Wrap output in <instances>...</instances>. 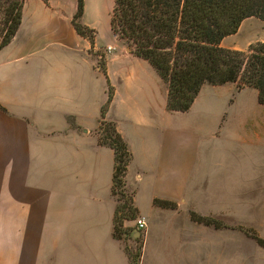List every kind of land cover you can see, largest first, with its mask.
I'll list each match as a JSON object with an SVG mask.
<instances>
[{
  "label": "crops",
  "instance_id": "crops-1",
  "mask_svg": "<svg viewBox=\"0 0 264 264\" xmlns=\"http://www.w3.org/2000/svg\"><path fill=\"white\" fill-rule=\"evenodd\" d=\"M73 14L51 0H26L14 37L0 49V264H132L133 238L144 243L171 216L179 222L185 205L227 221L236 207L254 214L250 189H264L256 183L259 162L252 168L249 158L204 152V139L217 144L228 133L227 113L209 98L223 86L233 95L236 82L204 84L187 111H168L154 68L130 51L114 54L104 72ZM109 85L104 119L115 122L132 153L124 191L137 217L124 220V238L114 235V151L98 142ZM176 113L184 120H174ZM154 198L176 207L156 206ZM182 219L194 226L186 211ZM137 264H151L143 244Z\"/></svg>",
  "mask_w": 264,
  "mask_h": 264
},
{
  "label": "trees",
  "instance_id": "trees-1",
  "mask_svg": "<svg viewBox=\"0 0 264 264\" xmlns=\"http://www.w3.org/2000/svg\"><path fill=\"white\" fill-rule=\"evenodd\" d=\"M25 1L0 0V49L14 37ZM83 8L84 0H76L71 22L75 31L93 46L94 29L78 21ZM252 16L264 21V0H113L109 27L132 47L134 55L146 60L164 82L166 109L185 112L204 84L236 82L238 90L254 88L257 102L264 105V41L250 43L244 50L221 45L225 36L234 34L241 22ZM100 68L105 72V68ZM112 95L109 85L108 99L101 107L98 142L114 151L112 193L120 200L125 196L122 188L132 153L115 122L104 119ZM130 195L122 205L116 206L114 235L118 238L126 232L123 221L137 213ZM153 204L176 207L174 201L159 198H154ZM126 209L131 213H125ZM190 218L220 226L211 216L194 211L190 212ZM245 231L264 247L263 238ZM137 260L132 258V264H137Z\"/></svg>",
  "mask_w": 264,
  "mask_h": 264
},
{
  "label": "rangeland",
  "instance_id": "rangeland-1",
  "mask_svg": "<svg viewBox=\"0 0 264 264\" xmlns=\"http://www.w3.org/2000/svg\"><path fill=\"white\" fill-rule=\"evenodd\" d=\"M51 1L66 12L71 9H74V12L76 10V0ZM112 6L113 0H84L83 14L78 19V21L94 29V44L97 47L96 54H98L97 62L103 68H105L106 62L114 57V54L124 55L132 52V47L110 30L109 18ZM255 41H264V21L252 16L245 18L238 30L225 38L223 46L244 50ZM232 85L234 86L233 95L229 86H223L216 88L220 93H214V96L211 95L209 98L218 108H222L227 113L225 127L228 133L224 137L221 136V140L217 144L216 140L211 137L204 139V145L209 146V149L204 152L234 154L242 162L246 157L250 159L249 162H252L250 164L252 168L254 167L253 161L259 162L261 176L256 183L257 187L262 186L261 188H264V106L257 102L254 88L248 87L236 91L238 83ZM172 117L177 122L184 120L183 114L180 113L172 114ZM243 134L244 141L242 142L240 139L242 140ZM200 186L199 184L198 187ZM243 190L235 189L236 195L242 196ZM250 190L255 191L254 194L256 195L253 198L258 202L254 204L257 208L256 211L251 212L254 214L243 215L241 206L236 207L230 210L233 216H230L231 219L227 221L216 215L201 214L196 210L188 209V205H185L179 213V222H176V219L171 216L170 221L158 229L155 228L144 243L141 239L130 236L133 238L132 258L136 261L138 255L142 254L143 244L144 259L151 264L154 262L162 264H264V247L259 245L256 239L245 231V229L252 231L264 239V189ZM124 193V198L118 200L117 205H122L125 198L131 197L130 193ZM257 193H260L261 196ZM117 197L118 195H116ZM129 205H131L130 200ZM220 205L222 206L219 202L216 204L217 211H219ZM184 211L187 212L189 218L191 211L199 215L211 216L220 226L206 225L190 218L194 224L191 226L183 222ZM261 211L263 212L262 215L260 214ZM124 212L131 213L127 209ZM136 217L135 213L133 218ZM243 221L254 223V225L227 224L231 222L242 223ZM192 227H194L193 230ZM120 237L124 238V234H120ZM140 257L141 255L139 259Z\"/></svg>",
  "mask_w": 264,
  "mask_h": 264
},
{
  "label": "built area",
  "instance_id": "built-area-1",
  "mask_svg": "<svg viewBox=\"0 0 264 264\" xmlns=\"http://www.w3.org/2000/svg\"><path fill=\"white\" fill-rule=\"evenodd\" d=\"M136 224H137V227L140 228V229L145 226V222H144V220L142 218H137L136 219Z\"/></svg>",
  "mask_w": 264,
  "mask_h": 264
},
{
  "label": "water",
  "instance_id": "water-1",
  "mask_svg": "<svg viewBox=\"0 0 264 264\" xmlns=\"http://www.w3.org/2000/svg\"><path fill=\"white\" fill-rule=\"evenodd\" d=\"M128 50H130L128 47H127Z\"/></svg>",
  "mask_w": 264,
  "mask_h": 264
}]
</instances>
